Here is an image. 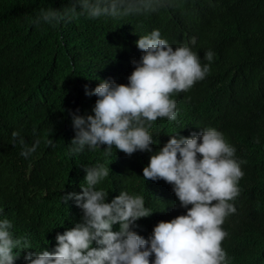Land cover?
<instances>
[{
  "label": "trees",
  "instance_id": "16d2710c",
  "mask_svg": "<svg viewBox=\"0 0 264 264\" xmlns=\"http://www.w3.org/2000/svg\"><path fill=\"white\" fill-rule=\"evenodd\" d=\"M72 2L0 0V218L12 221L14 235L27 236L33 245L14 264H24L28 252L53 251L56 235L81 221L75 201L64 203L62 197L81 193L84 167H109V176L98 186L109 192L108 202L121 191L143 196L153 213L137 221L133 230L147 239L158 222H170L187 211L171 185L145 181L142 175L150 156L170 135L187 138L193 131L192 115L228 116L239 123L250 113L261 114L254 122L264 130V0H162L155 12L122 19L80 16L56 28L33 25L40 9L60 10ZM154 29L174 49L188 45L198 55L209 49L214 53L207 85L195 84L188 93L172 97L177 120L155 122L150 130L153 153L128 156L113 149L105 159L102 146L69 156L75 138L72 115L92 114L97 99L85 95V86L91 91L102 81L126 85L133 61L141 56L136 42ZM193 37L195 45L190 43ZM185 98L192 102V115ZM13 131L29 145L40 140L30 158L20 156L18 144L11 145ZM243 142L241 147L236 144L246 162L245 216L240 211L223 227L228 236L222 247L231 264H264V140Z\"/></svg>",
  "mask_w": 264,
  "mask_h": 264
},
{
  "label": "clouds",
  "instance_id": "9594fccd",
  "mask_svg": "<svg viewBox=\"0 0 264 264\" xmlns=\"http://www.w3.org/2000/svg\"><path fill=\"white\" fill-rule=\"evenodd\" d=\"M161 3L73 0L60 10L40 9L33 25L56 28L80 16L122 19L155 12ZM190 43L195 45L196 38ZM135 46L141 56L133 61L134 71L126 85L102 81L91 91L85 86V95L97 99L92 114L72 115L75 138L68 147L69 156L96 152L102 146L105 159L113 149L128 156L137 151L153 153L150 130L155 122L177 120V103L172 97L188 93L195 84L206 86L210 79L214 56L210 49L200 55L188 45L174 49L159 29L141 36ZM185 105L190 113L191 100L185 98ZM260 115L250 113L239 123L228 116L192 115L193 131L187 138L170 135L150 156L142 170L143 179L171 185L180 207L187 211L170 222H158L147 239L133 230L137 221L153 213L143 196L121 191L108 202L109 192L98 186L109 176V167L104 163L84 167L81 193L62 197L64 203L75 201L82 211L81 221L56 235L53 251L28 252L24 264H231L222 247L228 236L223 227L231 225L240 211L245 216L248 189L243 182L246 162L241 160L237 144L263 142L264 130L254 122ZM10 143L13 147L18 144L20 156L28 159L36 153L40 140L29 145L19 131H13ZM13 227L12 221L0 218V264H14L21 252L33 247L27 236H15Z\"/></svg>",
  "mask_w": 264,
  "mask_h": 264
}]
</instances>
